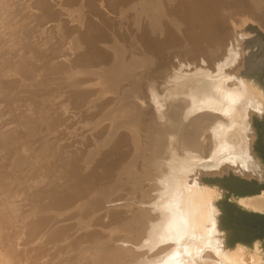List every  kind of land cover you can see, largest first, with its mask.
<instances>
[{
  "label": "bare ground",
  "instance_id": "obj_1",
  "mask_svg": "<svg viewBox=\"0 0 264 264\" xmlns=\"http://www.w3.org/2000/svg\"><path fill=\"white\" fill-rule=\"evenodd\" d=\"M20 1L0 0V27H3L0 34V264H260V258L246 254L242 246L233 251L224 247L213 202L216 190L202 185L199 178L230 170L245 177L260 175L259 162L251 152L254 133L250 119L264 108V92L241 76V42L246 37L241 29L250 22L264 30V0H167L179 13L176 20L183 26L181 39L187 45L191 42L194 49L191 48L188 71L183 78L178 77L169 92H159L164 82L156 74L160 67L144 75L142 88L150 94L148 97L146 93L149 99L130 95L136 87L141 88L135 85V80L138 67L144 65L139 61L142 57L126 67L122 63L116 75L101 74L99 80L107 77L113 82L120 76L130 79L129 82L121 79L114 88L112 83H105L106 78L101 84L94 78L89 81L83 77L87 75H82L84 71H92L88 68L94 67V62L108 67L106 60L100 62L102 55L99 59L95 58L96 54L91 55L92 49L88 52L90 45H86L88 53H72L70 68L61 63L55 67L48 52L56 43L55 38L52 40L51 22L59 25L58 15L62 14L63 18L65 12L47 14L43 4L54 0H41L40 7L33 0ZM120 1L117 4H124V0ZM147 2L155 15L160 5L164 7L158 0ZM54 4L56 8L60 5ZM219 10L224 11L223 17ZM159 17L155 19L160 20ZM153 22L154 27L158 21ZM37 32L43 37L36 35ZM146 47L152 49L154 44L148 41ZM66 55L69 56L64 53L63 58ZM94 70L101 72L103 68ZM79 77L83 82L88 81L85 87H96L87 89L93 96L91 100L83 99ZM126 86L129 91L122 100L118 94H123ZM131 96L134 101L129 103ZM136 102L149 107L143 119H139L142 118L139 106L143 105ZM150 115L153 123L149 125L146 116ZM99 121L110 128L105 130L108 133L104 139L111 137V141L116 130L117 142L125 135L132 143L133 153L128 149L123 162L117 148L112 152L99 144L101 132L90 135L92 146L89 141L85 147L75 145L78 148L75 153L70 151L69 142L76 137L82 140L89 132L99 129ZM142 127L150 147L143 143ZM118 160L121 164L115 165ZM134 168L137 174L133 173ZM121 173L145 178L143 185H137L133 178L132 183L128 181L130 185L124 193L130 195L134 190L138 193L127 204L130 211L136 209L129 215L125 210L107 208L116 206L120 200L123 202L126 197L122 194L110 204L102 201L112 191L108 187L118 186L113 181ZM86 194L101 207L93 217H87L88 210L82 211L88 202L84 198ZM240 203L264 210V190L257 196L241 199ZM81 215L86 219H80ZM107 215L115 221L113 226L107 227L111 223H105ZM76 231L71 240L83 244L85 248L79 249L82 251H71V245L66 246L71 244L68 238ZM136 237L138 241L151 239L148 243H155L154 250L123 248L122 242ZM89 245L91 250L86 248ZM53 248L54 252H50ZM60 250H68L66 255L71 257L65 255V259L57 260L54 254Z\"/></svg>",
  "mask_w": 264,
  "mask_h": 264
},
{
  "label": "rangeland",
  "instance_id": "obj_2",
  "mask_svg": "<svg viewBox=\"0 0 264 264\" xmlns=\"http://www.w3.org/2000/svg\"><path fill=\"white\" fill-rule=\"evenodd\" d=\"M18 1L21 3L20 0H16L17 3H19ZM25 1L26 0H24L22 3H25ZM37 1L38 0H33L34 5L42 2L41 0L38 1V2ZM54 1L53 2H47L46 4H43L44 6H46L45 9L48 10V11H46L47 14L53 15L54 13H60L61 11H62V13L65 12V13H63V16L66 14L63 18H62V14L58 15L59 20H61L60 22H58L59 25L55 21L51 22L52 23L51 27H52V30L54 31L52 40H54V38H55L56 43H55L54 49L53 50L49 49L48 52H50L49 55L52 56L51 62L55 64V67H56V64L61 63V64L65 65L66 67L70 68L69 63H70V60L73 57L72 53L76 52V54H78V53L80 54V52H81V54H85L84 51H86V49H87L86 45L87 46L90 45V46H88V49H87L88 52H89V49L90 50L92 49L91 52H90L91 55H93V54L95 55L96 54L95 58L99 57V59H100L101 55L103 57L105 56L104 58H106V59L102 58V56H101V61L100 62H104L106 60L107 62L105 61V64L109 67V69H107L108 67L107 68L105 67L104 63L94 62V64H93L94 67L92 66L93 67L92 68L90 66L88 68V69H92V71L91 72L84 71L82 75L87 74V75H85L83 77L84 78L87 77L88 79L87 78L86 79L89 80V81H94V80L98 81L99 77L100 78L103 77L101 75V74H103V72L109 73L111 75H113V74L116 75V74L119 73L120 67L122 66L121 65L122 63L124 65V67H126L131 62L137 61L138 60L137 58H141L142 57V59H139V61L144 63V65H142L141 67H138L139 68V70H138V78L136 77V80H135V82H136L135 85L138 84L141 88L139 87L140 89H137V87H136L135 88L136 90L134 91L136 93L134 94V92H132L134 89L132 90V87H131L132 91L130 90L131 91L130 95H132V96L133 95H135V96L137 95V96H140L141 98L144 97V99L145 98L149 99L148 97H150V94H148L147 90H146V93H147L148 97L146 96V93H145V91L142 88V85L145 87V83H144V80H143L144 79V75L146 77V75L148 73H150V71H152L153 69H158L159 67L161 68L160 71L157 72L156 74L158 75L157 76L158 78L164 79V82H162V84L160 85V88H159L160 91L158 90L162 94L166 93V92H169V89L176 85V82L178 81V77L181 76V78H183L184 77L183 75H185L186 71H188L187 67L189 66L188 64H191V58H192L190 53H191V51H193L191 48L194 49V47L191 45L192 44L191 42H190V45H191L190 46V45H187L181 39V32L183 33V31H182L183 26L180 23H178V20H176V18H179V13L176 14V12H178V11H176L171 6V4H168L167 0H165V2H164V0L163 1L162 0H158V2L161 1L160 4L163 3L164 7L162 5H160L161 10L159 8L158 12H156V15H155L153 9H151V6L147 2V0H143V1L142 0H135V1L134 0H124V4H117V0H113L115 2V4H114V2L112 3V0H111V2H110V0H97V1L96 0H86V1L85 0H83V1L82 0H77V2H76V0H74V1L72 0L73 2L70 1V0H60V1L59 0H57V1L54 0ZM62 1H63L64 4L62 3ZM66 1H67V3H66ZM87 1H89L90 4ZM106 1H109V2H106ZM56 2L58 3V5H59V3H60V5L62 4L63 7L61 6V10H58L60 5L57 6V8H56V5L54 4ZM75 2H76V4L77 3L78 4L76 5ZM85 2H86V4H85ZM122 2L123 1L121 0L120 3H122ZM94 3H95V5H94ZM99 3H100V5H99ZM104 3H105V5H104ZM111 3H112L113 6L111 5ZM150 3H151V1H150ZM65 4H67V5H65ZM68 4H70L72 6H70ZM84 4L86 5L85 8H84V6H85ZM116 4H117V6H116ZM64 5H65V7H64ZM97 5H98V8L96 7ZM103 5H104V7H103ZM118 5H120V6H118ZM145 5H147V10H144L145 9ZM175 5H176V3H175ZM38 6L40 7L41 5L38 4ZM94 6H95V8H94ZM168 6H170L171 9L173 8L174 11H173V9L171 10ZM66 7H70V8H66ZM118 7H120V8H118ZM75 8H76V10H74ZM87 8H88V10H86ZM107 8H109V9L107 10ZM136 8H137V10H136ZM72 9H73V11H72ZM81 9H82V11H81ZM101 9H103V10H101ZM105 11H108V12L106 13ZM159 11H161V12H159ZM67 12L71 13L72 16L70 14L67 15L68 14ZM99 12L100 13L102 12V13L100 14ZM167 12H168V14H166ZM73 13L75 14L76 17L74 16ZM97 13H99V14H97ZM172 14L174 16H176V15H178V16L174 17ZM218 14L220 16H222V17L225 15L224 11H221V10L218 11ZM157 15L158 16L160 15V17H159L160 20H156V19H158ZM82 16H84L85 19ZM58 17H57V19H58ZM66 17H67L68 20L66 19ZM72 17H75V18H72ZM152 17H153V19H152ZM82 18H83V20H82ZM168 18H170V20ZM63 19L67 20V23ZM153 20L155 22L158 21V22H156L154 24V27L152 26L153 25L152 24ZM82 21H85V22H82ZM73 22H75V23H73ZM80 22H82V24ZM160 22H161V24H159ZM77 23L80 25L79 26L80 28L76 27L78 25ZM66 24H67V26H65ZM158 24H159V26L160 25L161 26L158 27ZM227 24H228V22H227ZM62 25H64V26H62ZM68 25H69V27H68ZM81 26H84L83 29H82ZM87 26H89V27H87ZM114 26L117 27V28L114 29L115 28ZM65 27H67V28H65ZM92 27L93 28L94 27L100 28V29H98L99 32L96 31V28H95V31H94V29ZM73 28H76V29L73 30ZM84 28L87 29V30H85ZM88 28H89L90 32H89ZM179 28H180V30H178ZM230 28H231V26H230ZM2 29H3V27H0V34H3L1 32ZM64 29H66V30H64ZM70 29H72V30L70 31ZM241 30H244L245 33H246V35H245L246 37H244L243 41L241 42L242 51H243V53L241 54L242 58H243V66H242V69H241V76H243V77L248 79V77H251V75L248 74V72H247L248 70L246 68V63H249L251 61V59H253L257 53H259L261 50L264 49V30H261L260 28H258V26L256 24L250 23V22L247 23ZM73 31H74V33H73ZM79 31L80 32L82 31L81 34H80ZM70 32H72V33H70ZM94 32H95V34H94ZM86 33H88V34H86ZM38 34H40L41 37H43L42 33L37 32L36 35H38ZM95 35H97V36H95ZM82 36H84V37L82 38ZM84 38L87 39V40L85 39L87 44H86L85 40H83ZM79 39L80 40L82 39L81 40L82 42ZM91 39H92V41H91ZM83 41L85 43V46H84ZM88 41H89V44H88ZM148 41H151L152 44H154V48L148 49L146 47V42L148 43ZM109 42H110V45H109ZM116 42H117V44H116ZM181 44H183L184 46L182 47ZM104 45H105V47H104ZM108 46H110V48ZM248 48L251 49V52L248 55V58L246 59L245 58V52L248 50ZM149 51H151V52H149ZM88 52L86 51V53H88ZM64 53L65 54L68 53L69 56L66 55L65 56L66 58L65 57L63 58ZM109 54L110 55L112 54L113 56L112 55L109 56ZM94 55H93V57H94ZM7 57L8 56H6V58ZM112 58H114V59H112ZM61 59H64L65 63L64 62L62 63ZM28 61H30V59ZM99 65H103V67L99 66ZM98 66L100 68H103V71L99 72L101 69L99 71L98 70H94L96 68L99 69ZM142 69H143V73L141 72ZM67 70L69 71V69H67ZM70 71H71V69H70ZM243 71H244V73H243ZM144 72H146V73L144 74ZM75 76L77 77L79 75L77 74ZM81 77H79L77 82L80 81V84H82L81 91L82 92L84 91V94L82 92L81 93L83 95V99L91 100L93 96L88 94L89 92H87V89L88 90H92V89H94L96 87L95 86L94 87H90V86L89 87H85V84L88 81H86V82L84 81L85 82L84 83L82 80H80ZM91 78H94V80L93 79L91 80ZM105 78H104L106 80L105 83L106 84H111L112 83V85H111L112 88H114L115 85H117L118 82L124 81V79H126L125 81H127V82H129V80H130V79H127V78L123 79L120 76V78L117 79V81L111 82L110 79H108L107 77H105ZM104 79H100L98 81V83L102 84ZM248 80H250V79H248ZM251 82L253 83L254 81L251 80ZM77 84L80 85L79 83H77ZM96 86H97V84H96ZM83 88H84V90H83ZM124 90H125V92L123 94L122 93L118 94L121 99H122V97H125L126 93L129 91V87H127V86L124 87ZM105 95H107V98H108V97H110L111 94L110 93L109 94L106 93ZM131 97H129L128 100H127V101H129V103L134 101L133 97L132 98ZM136 104L138 106L139 105H143L141 107L139 106V109L141 110L140 117H142V118H139V119H143L145 112L147 110L149 111V107L146 106L144 103H139V102L137 103L136 102ZM148 111H147V113H149ZM67 114H69V113H67ZM151 118H152L151 115H150V117L146 116V119H147V122H149V125L151 123H153ZM103 122L99 121V123H98V125H99L98 128L99 129H96L95 131L93 130L94 132H89L88 131L89 133L87 135H85L86 137H84L82 140L79 139L80 142H79V140H76L79 137H76V139L74 138L77 142L76 141L73 142L74 139L71 142H69V146L72 145V146L69 147V149H70V151H73L72 153H75V151H77V149H78L77 147H75V145L76 146L79 145V147L80 146L82 147L84 145V147H85V146H88L87 144L89 143V141H90L89 145L92 146L93 145L92 144V141H93L92 136L95 133L101 132V135H100L101 136V141L99 142V144L103 145V147H106L107 149H110V151L112 150V152H114L116 150V148H117V150H118L117 152H119L118 154L120 156L119 160H121V162H123V160L125 159L124 156L128 154V149H130L131 153H133L132 143L130 142V140L127 141L125 139V135H124L123 138H120V140L117 142V139H116V137H117L116 133L117 132H116V130L113 132L116 135L115 134H113L114 136L112 135L113 138L111 139V141L109 140L111 137L109 139H108V137H106L104 139V136H105L104 134H107L108 132H106V131L110 130V128L106 127L103 124H100V123H103ZM102 127H104L105 129L102 128ZM143 129L144 128L142 127V131H140L141 135L145 134V135H143V136H145L144 140H143V143L145 142L147 147H150L149 144H151V143L146 137V133H145L146 131L145 130L143 131ZM118 130L120 132L119 128L117 129V131ZM79 134H80V132H79ZM90 135H92V136H90ZM87 136L89 137L88 138L89 140L86 139ZM85 139H86V141H85ZM123 140H124V142H123ZM97 141H99V140H97ZM101 142H103V144ZM114 142H115V144L113 146ZM106 145H109V146H106ZM143 150H144L143 153H145V149L144 148H143ZM148 150H149V148H148ZM140 155H142V154H140ZM143 159H144V161L146 160L145 157H143ZM119 160L117 162H115V165L121 164V162ZM116 163H118V164H116ZM102 166H103V164H102ZM122 167H124V166H122ZM116 169H118V168H116ZM115 171L117 172L119 170H115ZM114 172H113V174L116 173V172L115 173ZM133 173L137 174L138 171L135 169L133 171ZM113 174L110 173L109 175L112 176ZM134 174H133V176L132 175L131 176H129V175L127 176L126 174L122 175V173H121L120 176H117V177L115 176L116 179L113 182L117 183L118 186L116 188H114V189L111 188L112 186L108 187L107 189H109V190L112 189V191L110 192V194L106 193L107 195L104 196V199L102 201L110 204L112 202V200L115 199V197H117V196L121 197V194H122L123 198L126 197V199H124L123 202H121V200H120L119 203L116 206H113V204L110 207L107 206L108 209L110 208V209H115V210H119V211L125 210V212H127L128 215L131 214L132 212H135L136 209L132 208V211H130L128 209V205L127 204L131 203L130 202V200H131L130 198L131 197H135V196L137 197L138 193H136L137 191L134 190L133 194L127 195L126 193H124V192H126L125 188H127L130 185L128 181H130L132 183L133 181L136 180L135 182L137 183V185H140V184L143 185L144 184L143 180H145V178L144 177L143 178H139V177L137 178L136 175H134ZM231 177L237 178V179H240V178L250 179L251 178V177L241 176L240 174L234 173L233 171L230 170L228 172L217 173V174H203V175L200 176L199 180L202 179L204 182H206L207 179H211V180L212 179H219V181H224L225 185L220 183V182L210 183L212 185L218 186L217 189H216V193H215L216 197H215L214 200H215V204L221 209L222 213H223L222 208H223V202L224 201L232 203V204H234L236 206H240V207H242L244 209L254 210V209L248 208V207L244 206L243 204H241L240 200L244 199V198L252 197V196H257V195L245 196V197L237 195L233 191L235 190L234 188H238V191H240V186L236 187L234 185V183L235 184H237V183L233 182V180H231ZM131 178H133L135 180H133ZM255 178H257V177H255ZM206 183H208V182H206ZM111 185H112V182H111ZM137 185L135 184V186H137ZM226 185H228V186H226ZM89 194L90 193H88V195ZM88 195L86 194L84 196V198L87 197L86 200L88 202L85 204V207L82 209V211L88 210L89 215H87V217H93V215L96 214V212H97L96 209L98 207H100V206L97 207L94 203H92L91 202V198L89 199ZM82 200H83V198H82ZM89 202H91V204H89ZM107 208L105 207L104 210H106ZM104 210H101V212L104 211ZM79 212H80V210H79ZM222 217H223V214H220V215L217 216V219H218V222H219V226L221 227L219 230H221L222 233H223V234H220V237H221V239H223L224 247L227 250L230 249L231 251H233V250H235V248L237 249V246H242L246 250V254H248V255H251V254L255 255L256 254L261 260L260 264H264V245L263 244H260V243L258 244L256 242L252 241V242H249V243H242V244H238V243H241V242H235L234 244L230 245V240L234 239L233 234H234L235 230H233L232 227H227V226L223 227L222 226V219H223ZM79 218L80 219H83V218L86 219V217H83L82 215ZM108 222H111V223L108 224L107 227L113 226L114 225L113 223L115 221L112 220L109 215H107L106 218H105V223H108ZM135 224H136V222L134 221V223H132V225L134 226ZM76 234H77V231L73 232V234L70 235V237L68 239H70L71 244H68L66 246L68 248L71 245V247L69 248L71 251H82L83 249L82 250H79V249L82 246L84 247V245L81 244V243H77V242L71 240V239H73L76 236ZM126 241L122 242V243L125 244L123 246V248L127 249L129 247L133 251H137V250L138 251H145V250H149V249L155 248V243L154 244H153V242H151L150 244L148 243L149 241H152L151 239H147V240H144V241L143 240H139L138 241L137 237H136V238L127 239ZM86 248L91 250L92 247H90V245H89V247H86ZM53 250H54V248L51 249L50 252L53 251ZM86 252L87 253H91V252H89L87 250H86ZM67 253H68V250L66 252L65 251L62 252L60 250V251H58L57 254L56 253L55 254L53 253V254H54V256H55V258L57 260H58V258L63 260V259H65V255ZM66 256L68 257L69 255H66ZM69 257H71V255Z\"/></svg>",
  "mask_w": 264,
  "mask_h": 264
},
{
  "label": "flooded vegetation",
  "instance_id": "obj_3",
  "mask_svg": "<svg viewBox=\"0 0 264 264\" xmlns=\"http://www.w3.org/2000/svg\"><path fill=\"white\" fill-rule=\"evenodd\" d=\"M250 52L251 49L248 48L245 52L246 59ZM246 68L248 74L251 75L248 79L254 81V85L264 92V49L257 53L249 63H246ZM251 119V127L254 133L251 152L252 155L254 154V160L257 161V163L259 162L260 175L257 178H255V176L250 179L240 178L239 181L241 191L243 190L241 183L249 182L250 185L248 189H257L256 193L252 195H258L264 190V186L260 184L261 181L264 182V108L258 114H252ZM259 187L260 189H258ZM242 196L245 197L247 195ZM237 208L239 214H237L239 221L236 223L238 236L249 239V242L254 241L264 245V210H250L240 206H237ZM221 214L223 213L221 212ZM247 217L250 218L248 222L244 221Z\"/></svg>",
  "mask_w": 264,
  "mask_h": 264
},
{
  "label": "trees",
  "instance_id": "obj_4",
  "mask_svg": "<svg viewBox=\"0 0 264 264\" xmlns=\"http://www.w3.org/2000/svg\"><path fill=\"white\" fill-rule=\"evenodd\" d=\"M231 180H233V182H236L237 184L234 183V185L236 187H239L240 186V181L239 179L237 178H233L231 177ZM206 182L208 183H215V182H220L222 184H224V181H219V179H207ZM239 184V185H238ZM242 187H243V190L241 191H238V188H234L235 190L233 192H235L237 195H252L254 193H256L257 189H248L250 183L249 182H242L241 183ZM225 185V184H224ZM228 186V185H226ZM260 189V187L258 188ZM223 219H222V226L223 227H232L234 231V234H233V237L234 239L230 240V245L234 244L235 242H243V243H248L250 240L249 239H244V238H241L238 236L237 232H238V229L236 227V223L239 221L238 219V208L236 205L232 204V203H229L227 201H224L223 202ZM238 214V215H237ZM250 218L247 217L245 218L244 221H250L249 220Z\"/></svg>",
  "mask_w": 264,
  "mask_h": 264
},
{
  "label": "water",
  "instance_id": "obj_5",
  "mask_svg": "<svg viewBox=\"0 0 264 264\" xmlns=\"http://www.w3.org/2000/svg\"><path fill=\"white\" fill-rule=\"evenodd\" d=\"M251 120H252V119H250V128H251V130H252V132H253V129H252V127H251ZM199 182H200L202 185H205V186H207V187L214 188L215 190H216L217 187H218V186H216V185H212V184H210V183H206V182H204L202 179H200ZM260 184L264 186V182H263V181H261ZM262 191H263V190H262ZM262 191H261V192H262ZM247 196H252V195H247ZM213 202H214L215 209L217 210V215H220V214H221V209L215 204V200H214ZM218 228H219V229L221 228V227L219 226V222H218ZM220 232H222V231L220 230ZM238 244H242V243H238Z\"/></svg>",
  "mask_w": 264,
  "mask_h": 264
}]
</instances>
